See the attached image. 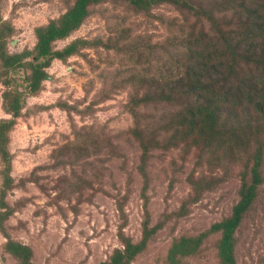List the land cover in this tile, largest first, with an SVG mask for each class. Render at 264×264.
<instances>
[{"label": "rangeland", "instance_id": "rangeland-1", "mask_svg": "<svg viewBox=\"0 0 264 264\" xmlns=\"http://www.w3.org/2000/svg\"><path fill=\"white\" fill-rule=\"evenodd\" d=\"M77 1L0 0V264L14 243L32 264H227L215 225L252 188L235 261L264 264V0L91 3L31 90Z\"/></svg>", "mask_w": 264, "mask_h": 264}, {"label": "trees", "instance_id": "trees-1", "mask_svg": "<svg viewBox=\"0 0 264 264\" xmlns=\"http://www.w3.org/2000/svg\"><path fill=\"white\" fill-rule=\"evenodd\" d=\"M102 0H78L74 8L66 13L61 21L59 23H53L50 26H47L45 30H43L41 33H39V41L36 47L37 55L36 59H46V63L41 64L39 63L34 68L33 73V80L32 84L29 88L31 90L36 91L38 89L43 77H44V68L49 65L50 60L54 57L53 52L51 51V45L54 41L58 39H62L67 37L73 30H76L83 22V20L87 17V8L91 3L99 2ZM134 1V0H130ZM162 1V0H160ZM243 14V13H242ZM242 14L237 16H241ZM263 53V52H262ZM264 56V54H262ZM260 58V57H259ZM212 71L208 72V75H211ZM197 79L198 81L196 84L201 80V78H205L206 74L204 75V72H198L197 73ZM232 76V73L229 75H225V79L222 82H219L218 87L230 86V78ZM195 77V75L186 76L184 79L180 80V91L183 92V87H188L189 83H191V80ZM238 81V80H237ZM247 80H241V84H237L236 86L238 88L234 89L237 92V96L242 99H246L247 97H252V93L254 92V89L249 86H251L250 82H246ZM202 84L199 83L198 86H201ZM208 90L204 88H198V89H192L191 92L186 95L191 94H202L203 92L208 93L210 96L209 98H205L206 101H209L208 103L211 104L215 101L216 97L222 96L220 93H216L215 95L212 93V91L207 88ZM217 91V86L212 89ZM230 90H233L232 87ZM226 97V101H230L231 93L224 94ZM213 98H212V97ZM260 97V96H259ZM202 100V99H200ZM204 101V100H202ZM254 188L250 189L248 194L245 195L241 201L236 205L234 212L231 217L221 221L220 223L216 224L215 227L222 230V240L220 243L221 247V256L224 263L227 264H237L235 261V254H234V239L233 234L238 227L243 212L246 210V208L249 206L253 199L254 195ZM10 250H12L14 253H16L22 261V264H32L31 263V251L29 248L20 245L18 243L11 244ZM133 252L132 250L129 251L128 256L129 258L132 256Z\"/></svg>", "mask_w": 264, "mask_h": 264}]
</instances>
